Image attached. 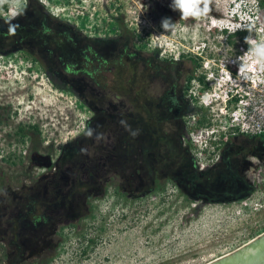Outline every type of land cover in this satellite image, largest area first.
Masks as SVG:
<instances>
[{"label":"rangeland","instance_id":"obj_1","mask_svg":"<svg viewBox=\"0 0 264 264\" xmlns=\"http://www.w3.org/2000/svg\"><path fill=\"white\" fill-rule=\"evenodd\" d=\"M261 1L233 0L226 15L213 10L220 24L181 19L172 0H33L26 9L25 0H0V264H207L264 233V137L229 140L234 162H247L241 177L227 168L201 174L221 153L198 163L188 122L202 113L189 114L185 129L172 120L124 124L131 95L108 70L149 59L193 67L194 59L200 75L227 44L244 45L249 33L232 36L241 19L264 24ZM165 17L174 30L164 32ZM6 21L19 25L15 35ZM27 26L34 53L14 47ZM104 40L121 53L100 66L87 47ZM67 145L75 169L52 176Z\"/></svg>","mask_w":264,"mask_h":264},{"label":"built area","instance_id":"obj_2","mask_svg":"<svg viewBox=\"0 0 264 264\" xmlns=\"http://www.w3.org/2000/svg\"><path fill=\"white\" fill-rule=\"evenodd\" d=\"M249 23L254 24L252 39L264 40V24L258 17L247 15L238 24ZM241 34L248 31H232V36ZM227 45L221 59L203 63L205 71L192 82L198 91L191 89L188 95L195 107L209 112L203 124L197 117L188 122L189 140L197 149L198 163L203 168L230 139L240 135L264 137V62L245 56L249 49L245 43L235 51ZM242 64H247L243 72Z\"/></svg>","mask_w":264,"mask_h":264},{"label":"flooded vegetation","instance_id":"obj_3","mask_svg":"<svg viewBox=\"0 0 264 264\" xmlns=\"http://www.w3.org/2000/svg\"><path fill=\"white\" fill-rule=\"evenodd\" d=\"M25 1L26 2L24 8L26 9L30 6L31 1L33 0H25ZM261 2L264 4V0H262ZM19 16L20 14L18 15V17ZM114 21L118 29L121 30L122 22L118 18H115ZM28 26L22 29L21 41L20 43L18 42L14 47L15 49L22 52L34 53L39 50L36 44L30 45V42H28L26 39L30 35H32L33 32L30 30L31 28ZM111 43L112 41L107 42L106 40H104V41H98V44L96 43V45L94 46L89 45L87 47L88 59H92L97 62L99 61L98 63L101 66L102 63L104 65L107 64L109 59H112L113 57H118L121 52H118V54L113 56V52H110V50L112 51L113 49H115V47L111 46ZM130 56L131 54L128 55L126 58L128 59ZM194 68H195L194 66L186 67L183 64V62L181 63L180 60L172 61L169 59L167 61L165 60L161 62H156L153 61V59H149L144 63L137 61L134 62L123 61L119 65L114 64L112 66V69H108V70L115 72L118 75V81L121 83L124 82L123 84H126L123 88H121V90L126 91L129 89L127 94L131 95V101L133 107L131 116H127L125 112H123L125 114L123 116V114L121 113L120 121L124 122L125 124L126 123L125 120L128 119V117H131L133 127H137L141 123H142L141 124L142 127L145 121L158 122L164 120L167 121V123L169 124V122H171L172 120V123L174 125L177 124L179 127L185 129L186 127L185 120L187 116L193 113L196 109V107L193 104H191L190 100L188 99V92L190 91V86L192 85V82L195 78L194 76L196 75V71H197V70L194 71ZM191 77L193 78L191 79ZM91 129L92 126L89 123L88 130L86 131L87 135L90 133ZM23 133L24 132H22V134ZM134 135L135 134H132V137L134 138V140H136ZM20 136L21 135H19L18 137ZM244 137L257 138L253 136L250 137L247 135L242 136V138ZM231 144L232 143H227L223 147V149H221L220 157L217 159L215 163H213L214 165H212L209 169H207L208 171L206 170L201 174H204L205 172H209L208 174L213 172L215 173V171L219 170L220 168H224V169L227 168V171H229L230 173L234 172L239 177L244 175V173L246 172L247 162L245 161L243 164L234 162V154H235L234 144L233 145ZM71 148H72L71 145L70 146L67 145L64 148V152L62 153L61 157H59L57 164L54 167L55 173L51 171L52 176H55L56 174L59 173H62L63 175V171H66L68 169L71 170V168L67 169V165H71V166L73 165V169H75L74 163H72L71 161H69V159H67V157L71 154ZM88 150L90 152L93 151L92 148H88ZM237 154H241V153H237ZM33 158L39 160L40 157L33 156ZM88 158L92 159V157H88ZM95 160L96 159L93 160L88 159L87 161L88 163H90V165L94 167L97 166ZM67 162H69V164ZM196 164L197 163H195L194 165ZM44 165L45 168L49 169L51 167V162L48 160V162L45 163ZM92 171L93 170H90L89 172ZM89 175L91 176L92 174ZM94 175H97V173H94ZM68 176H70L73 181L79 180L78 174H74V175L68 174ZM66 178L69 179L68 177ZM154 182L155 180L153 181V184ZM61 185L68 186L66 183ZM239 189L236 192L229 194V196H227V194H222L217 197L233 198L236 195H241L242 190ZM48 206L49 203L47 204V207ZM42 223L44 222L42 221ZM51 223L53 224L55 222L51 220V222L49 221L48 224ZM40 225L42 224L40 223ZM53 227L54 226L52 225L50 228L54 229Z\"/></svg>","mask_w":264,"mask_h":264},{"label":"clouds","instance_id":"obj_4","mask_svg":"<svg viewBox=\"0 0 264 264\" xmlns=\"http://www.w3.org/2000/svg\"><path fill=\"white\" fill-rule=\"evenodd\" d=\"M233 0H172V3L169 5L172 11L179 12L181 19L187 20L193 18L199 20L201 18H211L213 23L223 24L226 21L224 19L217 20L211 16L213 10L226 15V7ZM251 20V17H249ZM8 23V33L9 35H15L16 29L19 28L18 24H12L10 21ZM176 23H174L170 17L162 18L161 27L164 32L174 30ZM235 28H240L242 30L248 31L249 35L245 37V44L249 45L248 52L245 53V56L254 57L259 62H264V40L252 39L251 33L254 29V24L249 23L246 26L244 25H234ZM241 59H244L241 57ZM247 69V64L241 65V72Z\"/></svg>","mask_w":264,"mask_h":264},{"label":"water","instance_id":"obj_5","mask_svg":"<svg viewBox=\"0 0 264 264\" xmlns=\"http://www.w3.org/2000/svg\"><path fill=\"white\" fill-rule=\"evenodd\" d=\"M207 264H264V233L239 249Z\"/></svg>","mask_w":264,"mask_h":264},{"label":"trees","instance_id":"obj_6","mask_svg":"<svg viewBox=\"0 0 264 264\" xmlns=\"http://www.w3.org/2000/svg\"><path fill=\"white\" fill-rule=\"evenodd\" d=\"M32 2H33V1H31L30 4H32ZM38 5H39V4H38ZM4 6H5V5H4ZM39 7L42 8V5H39ZM4 8H7V7L5 6ZM124 31H125V29H124ZM59 40H61V39H59ZM230 42H231V41H230ZM55 43H58V44L56 45ZM53 44H55L56 49H59V48H61V46H62L63 43L57 41V42H54ZM192 63L194 64V67H195V68H194V71H196V70L199 68L200 64H199L198 61H196V60H194V59H193ZM192 78H193V77H191V79H192ZM195 113H198V114H199V113H202V115H201L199 121H200L201 124H203V123L206 121V114H205L204 109H203V108H196V109H195ZM25 128H26V127H22V128H20V131L23 132V131L25 130ZM29 128H30V129H36V132L39 131V129H38L37 126H30ZM186 166H188V162H186ZM90 240H91L92 243L95 242L93 239H90Z\"/></svg>","mask_w":264,"mask_h":264},{"label":"bare ground","instance_id":"obj_7","mask_svg":"<svg viewBox=\"0 0 264 264\" xmlns=\"http://www.w3.org/2000/svg\"><path fill=\"white\" fill-rule=\"evenodd\" d=\"M225 256V255H224Z\"/></svg>","mask_w":264,"mask_h":264}]
</instances>
